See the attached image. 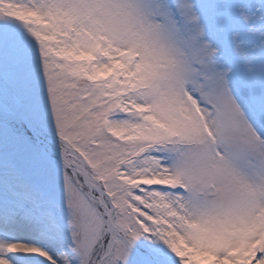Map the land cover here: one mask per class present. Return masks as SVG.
<instances>
[{
	"label": "snow or ice",
	"instance_id": "1",
	"mask_svg": "<svg viewBox=\"0 0 264 264\" xmlns=\"http://www.w3.org/2000/svg\"><path fill=\"white\" fill-rule=\"evenodd\" d=\"M0 264H264V0H0Z\"/></svg>",
	"mask_w": 264,
	"mask_h": 264
}]
</instances>
